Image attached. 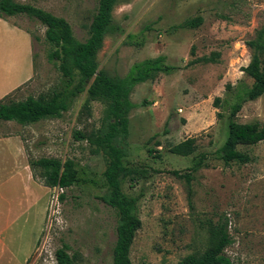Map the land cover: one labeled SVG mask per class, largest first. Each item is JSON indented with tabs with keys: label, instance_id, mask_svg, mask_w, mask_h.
<instances>
[{
	"label": "rangeland",
	"instance_id": "374dc122",
	"mask_svg": "<svg viewBox=\"0 0 264 264\" xmlns=\"http://www.w3.org/2000/svg\"><path fill=\"white\" fill-rule=\"evenodd\" d=\"M19 3L65 18L81 42L87 40L98 9V0ZM198 17L203 18L199 27L187 26ZM113 18L114 29L97 56L101 70L123 78L134 64L162 55L176 67L173 74L138 84L130 95L134 108L121 184L136 199L142 221L132 264H179L202 255L216 243L224 223L233 241L226 249L232 264H264V141L239 147L252 158L246 165H226L218 154L228 135L232 106L253 86L243 69L254 54L247 43L264 31V0H121ZM10 20L31 36L33 55L21 31L0 29V92L9 93L30 77L5 101L60 90L66 79L59 62L50 59L53 47L46 28L23 15ZM211 57L213 62L202 61ZM86 100L87 93L80 94L61 119L33 125L0 120V136L23 140L26 166L32 159H71L81 178L89 181L64 190L50 188L40 180L39 169L36 175L30 169L34 183L24 206L34 197L35 212L25 218L21 188L13 194L2 188L0 264H59L56 253L64 245L73 264H113L117 214L100 199L107 192V159L89 142L74 138L77 131L89 134L99 128L106 107L94 101L86 111ZM235 120L264 123V96L247 101ZM188 138H196L192 155L171 152ZM202 154L207 155L206 165L195 171ZM4 180L0 178V186Z\"/></svg>",
	"mask_w": 264,
	"mask_h": 264
},
{
	"label": "trees",
	"instance_id": "16d2710c",
	"mask_svg": "<svg viewBox=\"0 0 264 264\" xmlns=\"http://www.w3.org/2000/svg\"><path fill=\"white\" fill-rule=\"evenodd\" d=\"M121 0H98L97 13L89 28V36L81 42L75 38L69 22L44 9L15 0H0V18L26 16L46 28V40L52 45L51 60L59 62V69L66 79L60 90L48 96L35 98L29 96L19 102L0 100V120L12 121L20 125H33L46 119H61L68 112L74 100L82 93H87L84 110L88 111L94 101L102 102L105 116L99 128L86 134L74 133L78 141H87L95 153H101L107 159L103 173L107 192L100 199L116 211V242L113 248V264H132L131 250L142 221L138 214L137 201L127 196L122 189L121 177L126 169L129 114L134 108L130 95L138 84L156 80L161 74L170 75L176 71L175 66L167 64L166 56L146 59L132 66L123 78L110 77L100 69L97 59L103 47L105 37L114 29L113 12ZM203 23L198 17L187 23L188 27L197 28ZM254 49L251 63L243 71L253 80V86L246 98H240L233 106L228 124V135L219 149V159L226 165L237 163L246 165L252 161L249 153L239 147L254 146L264 141V123H239L235 120L247 101H256L264 96V31L257 40L247 43ZM202 61L213 62L214 59L203 58ZM79 80L74 84L75 78ZM221 98H216L218 105ZM217 107V106H216ZM221 116L220 113L217 114ZM196 138H188L173 146L171 152L177 156H190L196 151ZM205 154L200 155L193 169L198 171L206 165ZM29 166L36 175L40 171V180L50 188L61 190L89 181L81 178L74 160L62 161L58 158L32 159ZM178 175V172H175ZM188 182L191 176H187ZM61 195L60 199L64 200ZM217 240L202 255H191L179 264H232L226 249L233 243L224 223L217 235ZM69 247L64 245L56 253L59 264H73L67 253Z\"/></svg>",
	"mask_w": 264,
	"mask_h": 264
},
{
	"label": "crops",
	"instance_id": "0c3cea01",
	"mask_svg": "<svg viewBox=\"0 0 264 264\" xmlns=\"http://www.w3.org/2000/svg\"><path fill=\"white\" fill-rule=\"evenodd\" d=\"M16 2H26L27 0H15ZM11 17H8L6 20L0 18V29L9 31L15 30L13 32L21 31L30 41L31 45V54H32V38L31 36L21 27L16 25L10 20ZM8 21L11 23L8 24ZM12 27H10V26ZM33 55V54H32ZM30 80V77L26 78L25 81L18 84L14 89L11 91L13 92L18 87H20L23 83ZM9 92V93H11ZM9 93L0 92V100H2L6 95ZM2 94V95H1ZM6 123H13L12 121H4ZM30 167V166H29ZM25 164V153H24V143L23 140L19 135L15 137H2L0 136V178H4L3 185L0 186V191L2 188H5L4 192L6 194H13L15 191H18L21 188V202L23 205V215L22 218L25 216H30L31 213L34 214L35 212V204H34V197L31 203L28 205L26 209L24 206L25 203V195L30 192L31 183H34L31 173V168H29ZM31 180V181H30ZM33 188V187H32ZM34 192L32 191V196ZM37 215H38V208H37ZM17 216V215H15ZM39 216V215H38ZM37 216V223H39V217ZM14 221V219H13ZM13 223V222H12Z\"/></svg>",
	"mask_w": 264,
	"mask_h": 264
}]
</instances>
